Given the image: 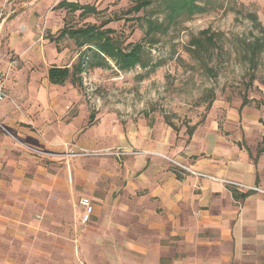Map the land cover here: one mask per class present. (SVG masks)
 <instances>
[{
    "label": "crops",
    "instance_id": "obj_1",
    "mask_svg": "<svg viewBox=\"0 0 264 264\" xmlns=\"http://www.w3.org/2000/svg\"><path fill=\"white\" fill-rule=\"evenodd\" d=\"M59 1L12 0L0 30V67L19 61L0 100V241L3 234L24 240L42 222L69 223L75 264H264V127L257 121H206L169 149L158 135L129 136L116 151L72 160L69 171L63 160L19 145L49 151L76 139L86 146L82 137L91 149L112 145L101 144L102 130L85 134L78 118L64 119L67 90L48 79L50 67L65 66L50 64L55 41L33 32ZM82 196L93 206L85 224Z\"/></svg>",
    "mask_w": 264,
    "mask_h": 264
},
{
    "label": "rangeland",
    "instance_id": "obj_2",
    "mask_svg": "<svg viewBox=\"0 0 264 264\" xmlns=\"http://www.w3.org/2000/svg\"><path fill=\"white\" fill-rule=\"evenodd\" d=\"M68 1L96 11L83 15L80 9L49 7L35 16L39 22L33 33L39 40L49 41L64 26L102 25L126 50L141 44L147 65L120 70L108 59L107 65L86 68L80 84L68 80L61 85L67 90L64 119L78 118L85 134L102 130L101 144L110 148L91 149L86 137L81 138L86 146L67 140L49 151L17 141L28 152L63 160L69 171L72 160L116 151L129 136L153 141L158 135L169 149L187 143L189 130L206 121L254 120L264 127V49L250 61L248 47L255 39L264 42V0H195L192 12L173 11L169 3L176 0H151L139 11L133 9L139 0ZM10 2L1 1L0 11L8 13ZM50 44L58 52L50 64L69 68L86 48L67 35ZM244 99L247 104L241 106ZM70 148L88 153L72 157L66 155ZM75 241L71 224L42 222L24 240L3 234L0 264H75Z\"/></svg>",
    "mask_w": 264,
    "mask_h": 264
},
{
    "label": "trees",
    "instance_id": "obj_3",
    "mask_svg": "<svg viewBox=\"0 0 264 264\" xmlns=\"http://www.w3.org/2000/svg\"><path fill=\"white\" fill-rule=\"evenodd\" d=\"M195 0H176L172 4L173 11H181L186 9L192 12L197 6ZM151 4V0H139L133 7L135 11ZM57 7H67L71 10H81L80 14H90L95 12V7L89 4L81 5L78 2H68L66 0L59 1ZM117 19V17H116ZM149 26H152L150 22ZM114 31L110 28L103 29L102 25L88 24L76 28H69L64 26L57 36L49 35L51 41H58L61 37L67 35L74 39L78 48L85 47V51L79 53L77 61L69 67L52 66L48 70V79L53 84L63 85L66 81L70 80L73 83H81V73L86 68H94L101 65H107L108 59L114 61L115 65L120 70H129L139 65L146 67L147 63L144 58V51L141 44L137 43L130 49L122 48L118 40L110 34ZM199 44V43H198ZM250 51V61H253L258 52L264 49V42L260 39H255L254 42L248 45ZM90 52L88 55L87 53ZM247 104L244 99L241 106ZM170 127H173L170 123ZM194 128L190 129L188 134L191 135Z\"/></svg>",
    "mask_w": 264,
    "mask_h": 264
},
{
    "label": "built area",
    "instance_id": "obj_4",
    "mask_svg": "<svg viewBox=\"0 0 264 264\" xmlns=\"http://www.w3.org/2000/svg\"><path fill=\"white\" fill-rule=\"evenodd\" d=\"M10 1L11 0H5V3L7 5H10V3H11ZM3 16H5V12L3 11V9H1L0 18L3 17ZM18 64H19L18 59L17 58H13V59H11L9 61V63L7 64V66L5 68H1L0 67V100L8 98V94L6 92V87H5L6 80L8 78L10 70L12 68H14V67H17ZM29 149L32 150L33 152H35L37 154H41V155H47V156H61V155H64L61 152H46V151L38 150V149H35V148H29ZM81 153L85 154V153H88V152L86 150H82V149L78 151L75 148H70V150H68V152H66V155L75 157V156L81 155ZM182 167H184V166H182ZM198 175L205 176L203 174H198ZM207 177H210V176H207ZM222 181H225V182H228V183H233V184L239 185V186H244V187L252 189V190L260 191L259 188H256V187L245 186V185L238 184V183L231 182V181H227V180H222ZM77 205L82 208V216H81L82 223H84V224L88 223L90 221V217H91V214H92V211H93V206L91 204L90 199L85 197V196H82V197L79 198V200L77 202ZM78 264H86V263H84L83 261L79 260Z\"/></svg>",
    "mask_w": 264,
    "mask_h": 264
},
{
    "label": "water",
    "instance_id": "obj_5",
    "mask_svg": "<svg viewBox=\"0 0 264 264\" xmlns=\"http://www.w3.org/2000/svg\"><path fill=\"white\" fill-rule=\"evenodd\" d=\"M7 17H8V14L1 20V22H0V29L2 27L3 22L6 20Z\"/></svg>",
    "mask_w": 264,
    "mask_h": 264
}]
</instances>
